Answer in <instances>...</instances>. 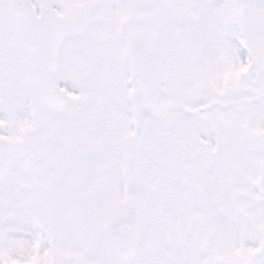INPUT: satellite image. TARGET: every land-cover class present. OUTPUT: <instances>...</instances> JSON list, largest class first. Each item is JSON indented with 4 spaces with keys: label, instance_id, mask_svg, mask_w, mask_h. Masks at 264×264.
<instances>
[{
    "label": "snow or ice",
    "instance_id": "obj_1",
    "mask_svg": "<svg viewBox=\"0 0 264 264\" xmlns=\"http://www.w3.org/2000/svg\"><path fill=\"white\" fill-rule=\"evenodd\" d=\"M0 264H264V0H0Z\"/></svg>",
    "mask_w": 264,
    "mask_h": 264
}]
</instances>
